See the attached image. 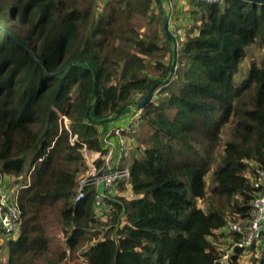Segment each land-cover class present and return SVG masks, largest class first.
<instances>
[{"label": "trees", "instance_id": "trees-1", "mask_svg": "<svg viewBox=\"0 0 264 264\" xmlns=\"http://www.w3.org/2000/svg\"><path fill=\"white\" fill-rule=\"evenodd\" d=\"M184 1L179 43L162 0H0V181L23 187L2 264H219L220 240L239 241L217 232L248 219L264 168V3ZM139 92L152 98L133 134L135 198L103 220L93 189L76 200L82 146L100 151ZM257 250L264 264V235L232 264Z\"/></svg>", "mask_w": 264, "mask_h": 264}, {"label": "built area", "instance_id": "built-area-1", "mask_svg": "<svg viewBox=\"0 0 264 264\" xmlns=\"http://www.w3.org/2000/svg\"><path fill=\"white\" fill-rule=\"evenodd\" d=\"M207 5L225 6L228 0H194ZM143 93L132 96V109L117 121L104 129L100 137L101 150L89 152L86 144L82 152L86 159L89 171L84 176L77 189L76 200L82 199L87 194V189L95 191L94 208L99 218L106 220L116 210L118 199L135 198L131 182V159L134 149L137 147L133 134L139 130L143 107H139L143 100ZM63 124L68 128L69 120L63 117ZM77 137L71 138L75 145ZM252 183L255 189L252 201V210L246 220L235 222L228 220L224 234L237 235L239 241H230L229 250L221 257L219 264H232L231 254L233 249H246L261 241L264 235V168L253 166ZM3 178V177H2ZM30 183V175L27 177ZM9 179L5 177L0 181V234L2 238L16 236L21 230V185L11 186Z\"/></svg>", "mask_w": 264, "mask_h": 264}, {"label": "rangeland", "instance_id": "rangeland-1", "mask_svg": "<svg viewBox=\"0 0 264 264\" xmlns=\"http://www.w3.org/2000/svg\"><path fill=\"white\" fill-rule=\"evenodd\" d=\"M169 0H162V4H163V7L165 9V11H171V8L169 6L168 9H166V5L168 3ZM187 1V0H186ZM181 4L179 2H176V6H177V10H176V13L174 14V18L176 17V22H174V18L173 19H170L169 18V26H168V29L167 31L170 33L171 37L173 36H176V31L179 30L177 32V35L179 34V37H178V40H179V43H181L184 39H183V35L185 33L184 31V28H181V26H189V28L191 26H193V11L192 10V7H190L191 5L188 3V5L190 6H180ZM103 7V6H102ZM190 7V8H189ZM149 21L148 20H138L136 21L133 25L135 27H137L142 33L144 34H152L154 31H155V24H149L148 23ZM173 28V32H171V30H169V28ZM180 28V29H179ZM187 28V27H186ZM176 29V31H175ZM175 31V32H174ZM172 40H174V38H172ZM247 70H245V74L243 73L242 75L239 74L238 76H236L235 78V83L239 84L241 82V80L245 77V75L248 73H246ZM8 183L11 184H14L13 182V179H9ZM204 207V205H202ZM218 235H221L223 232L219 231L217 232ZM59 241H61L62 239H58ZM6 241V239H3L1 234H0V246L3 245V243ZM221 243V247L224 249V251L228 250V247H229V243H230V239H228L227 237H224L220 240ZM258 253V250L257 252H253V253H248V254H245L244 256H241L240 258V263L239 264H255L254 262V259H255V255ZM257 256L259 257L260 255L257 254ZM261 257V256H260ZM6 253L3 249V247L0 248V264L4 263L6 261Z\"/></svg>", "mask_w": 264, "mask_h": 264}, {"label": "water", "instance_id": "water-1", "mask_svg": "<svg viewBox=\"0 0 264 264\" xmlns=\"http://www.w3.org/2000/svg\"><path fill=\"white\" fill-rule=\"evenodd\" d=\"M254 1H255V2H258V3H264V0H254ZM166 27H167V25H166ZM167 34H168L169 38L171 39L172 37H171L170 33L167 32ZM173 72H174V67L172 68V73H173ZM95 86H96V83H95ZM151 98H152V94L150 93L149 95H147V96L142 100V102L140 103L139 107H144V106H146V105L148 104V102L151 100ZM89 112H90V111H88V113H87V117H88L89 121L92 122V119L89 117Z\"/></svg>", "mask_w": 264, "mask_h": 264}, {"label": "crops", "instance_id": "crops-1", "mask_svg": "<svg viewBox=\"0 0 264 264\" xmlns=\"http://www.w3.org/2000/svg\"><path fill=\"white\" fill-rule=\"evenodd\" d=\"M174 1V0H173ZM182 6H187L188 5V2H185L184 0H177ZM175 2V1H174ZM166 5V9H168L169 8V6H170V8H171V11H166V13L168 14V17L170 18V19H173L174 18V14H175V11L177 10H172V7L174 6L175 7V4L173 3H171L170 2V0L168 1V3L167 4H165ZM180 5V6H181ZM177 8V7H176ZM173 20H175V19H173Z\"/></svg>", "mask_w": 264, "mask_h": 264}, {"label": "bare ground", "instance_id": "bare-ground-1", "mask_svg": "<svg viewBox=\"0 0 264 264\" xmlns=\"http://www.w3.org/2000/svg\"><path fill=\"white\" fill-rule=\"evenodd\" d=\"M121 1V0H120ZM162 7V6H161Z\"/></svg>", "mask_w": 264, "mask_h": 264}]
</instances>
